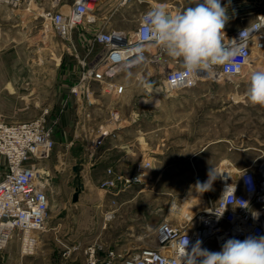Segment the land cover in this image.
Instances as JSON below:
<instances>
[{"label": "rangeland", "instance_id": "374dc122", "mask_svg": "<svg viewBox=\"0 0 264 264\" xmlns=\"http://www.w3.org/2000/svg\"><path fill=\"white\" fill-rule=\"evenodd\" d=\"M49 1L38 0L37 4L47 8ZM72 1L59 0L57 6L66 9ZM145 1L177 12L194 6L192 0ZM221 2L223 6L229 0ZM102 3L99 15L111 12L107 25L124 30L134 28L139 12L147 6L118 5V0ZM33 9V4L0 2V119L25 121L39 117L47 108L54 146L44 166L49 170L51 159L56 169L49 171L48 213L43 229L36 233L37 258H20L19 239L14 235L0 249V264H82V248L89 242L123 255L143 246L154 247L161 221L184 226L190 222L187 217L203 208L197 184L211 170L218 173L212 182L216 196L220 171L235 173L244 166H264V107L253 106L246 98L249 76L260 69L166 93L155 68L138 67L120 75L127 91L117 104L118 123L126 138L145 137L144 142L140 139L141 145L135 144V155L129 162L150 160L149 177L119 192L109 193L96 186L86 194L81 192L80 200L72 202L71 191L79 175L68 166L62 170L66 161L60 163L55 154L67 148L69 139L81 131L76 127V120L82 116L75 110L79 108L77 102L68 109H62L61 102L67 84L76 81V50L70 41L78 55H83L86 48L75 40L77 29L69 39L44 33L37 9ZM258 11H264V0H231L224 31L245 24ZM107 102L102 100L104 105ZM103 117V111L94 113V120ZM62 132L67 143H62ZM4 169L0 156V175ZM106 212L111 218L105 219ZM74 244L79 248L64 254Z\"/></svg>", "mask_w": 264, "mask_h": 264}, {"label": "built area", "instance_id": "2783aa9c", "mask_svg": "<svg viewBox=\"0 0 264 264\" xmlns=\"http://www.w3.org/2000/svg\"><path fill=\"white\" fill-rule=\"evenodd\" d=\"M58 1L50 0L45 8L40 2L37 4L38 0H0L12 6L33 4L37 17L41 19L42 31L67 39L82 24L99 22L98 7L105 0H73L66 9L58 8ZM129 3L147 2L118 0V5ZM158 7H164L170 16L178 13L166 6L147 3L139 12L134 28L103 27L90 38L86 37L87 40L82 42L86 48L83 55L77 54L74 42L70 41L76 50V81L67 84L61 106L68 109L72 105V97L79 101L77 104L82 116L76 120V125L88 130L85 151L89 155H93L103 145L105 138L114 135L118 128L117 104L127 91V85L120 80L124 71L153 67L161 75L164 91L168 93L193 88L201 82H221L247 70L264 69V28H261L253 32L247 42V63L238 58L237 62L241 64L239 71H230L227 65H219L215 66L211 75L202 72L194 78L184 77L180 60L169 57L145 34L143 17L149 10ZM255 24H264V11H258L245 24L225 31L226 36L229 40L238 39L242 30ZM141 56L143 60L134 63ZM104 97L108 99L105 104L108 116L90 128L93 111L101 106ZM48 111L46 108L39 117L25 121L7 122L0 119V156L5 163L0 175V249L16 235L20 252L32 254L37 243L36 233L45 225L49 203V170L45 169L44 163L54 146L52 128L46 117ZM73 138L78 139L80 135L74 133ZM151 169L152 164L148 159L136 161L130 172L115 171L108 166L97 186L109 193L123 191L131 185L143 183ZM220 174L222 177L216 196L212 184L208 190L198 187L204 206L192 219L187 217L189 223L183 226L179 222L165 220L158 224L156 246H143L132 254L123 255L97 242H89L82 248V264H184L182 253L187 243L189 252L197 241L201 242V248L220 251L229 239L264 237V166L249 165L236 169L235 173L220 171ZM208 180L209 173L199 184ZM242 202H246L247 206H241ZM108 213H105V219L111 216ZM78 248L76 244L71 245L64 250V254Z\"/></svg>", "mask_w": 264, "mask_h": 264}, {"label": "clouds", "instance_id": "9594fccd", "mask_svg": "<svg viewBox=\"0 0 264 264\" xmlns=\"http://www.w3.org/2000/svg\"><path fill=\"white\" fill-rule=\"evenodd\" d=\"M230 3L231 0L222 6L221 0H192L194 6L174 16H170L164 7L153 8L143 17L145 34L169 57L180 60L186 78H194L202 72L211 75L219 65L239 71L238 58L247 63V42L253 32L264 28V24L249 25L240 32L238 39L229 40L224 29L230 19ZM142 60L141 56L134 63ZM145 86L151 87L150 84ZM246 98L251 105L264 107V69L250 74ZM217 175L214 169L211 170L209 180L202 185L198 183L197 187L208 190ZM241 206L246 207L247 203L242 202ZM200 243L197 241L190 252L188 243L185 245L184 264H264V237L229 239L220 251L201 248Z\"/></svg>", "mask_w": 264, "mask_h": 264}, {"label": "crops", "instance_id": "0c3cea01", "mask_svg": "<svg viewBox=\"0 0 264 264\" xmlns=\"http://www.w3.org/2000/svg\"><path fill=\"white\" fill-rule=\"evenodd\" d=\"M101 4L103 6V3ZM99 7H98V17L100 18L99 22L93 25L84 23L81 26L76 28L77 36L75 40L77 43L84 42V39L87 40L86 37L90 38L97 29L103 28V27H109L107 24H108V17L110 16L111 12L110 13L106 12L104 14L99 15ZM72 100L73 101L71 103H73L74 101L77 103L79 102L75 97H72ZM102 100L107 101L108 99L107 97H104L102 98ZM71 107L73 108V106ZM100 107L99 106L96 107V109L93 111V114H92L93 120L90 121V126H89L90 128H92V126L97 125L98 123H101L108 116V108L106 107V105H104V103H101ZM75 110L79 112L78 107ZM97 110L103 111L104 117L100 120H96V119L94 120V113ZM141 118L142 116H140L138 120L141 121ZM117 124H118V128L116 129L114 135H109L108 137H106L103 145L100 146L93 155H89L85 151V148H86L85 145L87 143V140H85V135L86 133L88 134V130L84 129V126L78 125L81 128V131L80 133L79 131L76 133H79V135L85 133V135L78 139L71 138L69 139L68 143L66 141L67 138H65L62 132V137H61L62 143H65L66 141L68 145H67V148L62 150V152L60 151L57 154H55V158L57 159V161H60V163L62 164L66 161L67 165H64L65 166L64 169H62L61 167L62 170H65L66 166H68L67 168L72 169L74 173H78L79 177H77L76 184L80 182L83 186L82 190L78 194V201L82 197L81 192L86 194L87 190H90L97 186L99 179L105 175V170L108 166L112 167L115 171L130 172L132 170L133 164L132 162H129V160L132 161L133 156L135 155V151H134L135 144L137 143L138 145H141L142 141H140V139L143 138V142H144L145 137L140 136V137H137L139 139L137 138L128 139L125 137V133L123 132L124 130L121 129L123 127H121L119 123ZM66 125H68V123H66ZM77 161H78V164H77ZM49 165H50V167H48L50 168L49 171L52 173V171H55L56 165L54 161L51 159H50V162L48 163V166ZM75 187L76 185L73 184V188L71 191V197H72V193L75 190ZM19 246L20 244L18 243V250H19L20 258H29L32 256L33 258H37L36 257L38 255L36 253L37 249H35L34 253L32 254L24 255L20 252ZM5 249L7 250V247ZM5 249L3 252H5ZM43 252H45V250H43Z\"/></svg>", "mask_w": 264, "mask_h": 264}, {"label": "water", "instance_id": "95a60500", "mask_svg": "<svg viewBox=\"0 0 264 264\" xmlns=\"http://www.w3.org/2000/svg\"><path fill=\"white\" fill-rule=\"evenodd\" d=\"M83 186L82 184L79 182L76 184L75 190L72 193V197H71V201L75 202L78 200V194L80 193V191L82 190Z\"/></svg>", "mask_w": 264, "mask_h": 264}, {"label": "bare ground", "instance_id": "6f19581e", "mask_svg": "<svg viewBox=\"0 0 264 264\" xmlns=\"http://www.w3.org/2000/svg\"><path fill=\"white\" fill-rule=\"evenodd\" d=\"M92 1H93V0H92ZM248 73H249V71H248ZM222 172H223V171H222ZM109 218H111V216H110V217H108V219H109ZM192 218H193V217H189V219H192Z\"/></svg>", "mask_w": 264, "mask_h": 264}]
</instances>
